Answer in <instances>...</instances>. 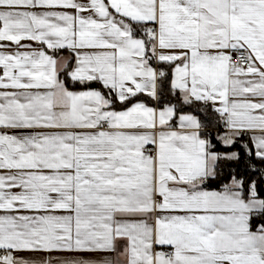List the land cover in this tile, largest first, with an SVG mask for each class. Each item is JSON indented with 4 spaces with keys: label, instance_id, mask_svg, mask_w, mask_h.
<instances>
[{
    "label": "snow or ice",
    "instance_id": "snow-or-ice-1",
    "mask_svg": "<svg viewBox=\"0 0 264 264\" xmlns=\"http://www.w3.org/2000/svg\"><path fill=\"white\" fill-rule=\"evenodd\" d=\"M0 264H264V0H0Z\"/></svg>",
    "mask_w": 264,
    "mask_h": 264
}]
</instances>
